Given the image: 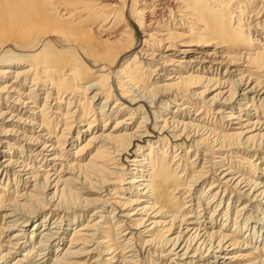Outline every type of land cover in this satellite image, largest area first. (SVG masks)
Returning <instances> with one entry per match:
<instances>
[{
	"label": "bare ground",
	"instance_id": "1",
	"mask_svg": "<svg viewBox=\"0 0 264 264\" xmlns=\"http://www.w3.org/2000/svg\"><path fill=\"white\" fill-rule=\"evenodd\" d=\"M257 1L0 0V123L20 125L37 137L13 129H0V135L21 134L32 145L28 155L35 152L47 163L32 169L12 156L0 162V176L11 173L24 188L7 192L0 185V232L15 230L0 242V264H87L96 253L95 264H144L150 253L160 257L153 264H264V248L252 246L264 233V168L255 163L264 160V0L259 7ZM131 23L141 32L134 43ZM253 33L258 42L251 41ZM131 51L136 55L127 62ZM40 92L44 102L35 112ZM158 101L165 108L157 110L170 118L150 115ZM212 106L207 114L222 131L206 127L200 116ZM197 107L192 118L188 112ZM125 111L105 130L102 119ZM22 112L31 120L15 119ZM56 117L54 128L50 121ZM99 120L105 124L92 133ZM70 132L85 141L65 153ZM180 142L210 147L196 149L189 164ZM169 148L171 163H185L180 177L202 161L188 189L167 176L161 159ZM236 158L253 164L250 171L236 170L230 163ZM83 193L92 199L64 212L72 217L64 222H72L63 229L62 203ZM227 194L245 203L232 229L225 212L216 230L208 224L217 223L218 210L208 207ZM85 207L95 209L86 218ZM251 207L254 216L246 213ZM110 220L115 222L103 226ZM46 222L51 226L44 228ZM111 224L114 236L108 235ZM243 228L247 236L238 240ZM67 230L72 234L66 238Z\"/></svg>",
	"mask_w": 264,
	"mask_h": 264
},
{
	"label": "rangeland",
	"instance_id": "2",
	"mask_svg": "<svg viewBox=\"0 0 264 264\" xmlns=\"http://www.w3.org/2000/svg\"><path fill=\"white\" fill-rule=\"evenodd\" d=\"M257 3H258V7H259V5L261 4V2H260V0L259 1H257ZM261 6V5H260ZM250 12H252V14H254L255 12V8H250ZM249 15V14H248ZM244 21V20H243ZM250 21H252L251 19H247V21L245 22V24H250L249 22ZM244 24V23H243ZM131 27H133L134 28V33H132L133 35H132V37L130 38V40H131V42L132 43H134V42H136V41H138L139 39H140V37H141V32H140V30H139V28H138V26H134L132 23H131ZM250 27V26H249ZM249 27H247L246 26V29H249ZM245 28V27H244ZM250 30L251 31H254L255 30V28H250ZM254 34V35H253ZM252 34V39H251V41H255L254 39H256L257 40V42H258V38H260V36L258 35L257 37H256V33H253ZM246 35H247V33H246ZM248 36V35H247ZM249 38L251 37V36H248ZM235 51H239V49L238 48H235ZM142 53H144V52H142ZM157 54H160V52H157ZM162 54H164V53H162ZM129 55H131L129 58H128V60H127V62H130L133 58H134V56L136 55V52H134V51H131V53L129 54ZM128 55V56H129ZM165 55H170L168 52L166 53L165 52ZM194 55H192V57H193ZM127 59V58H126ZM187 61L189 60V57H187V59H186ZM134 62L136 63L137 62V59H135L134 60ZM229 62V61H228ZM139 63V62H138ZM137 63V64H138ZM145 64H147V63H145ZM149 65H152L153 66V64L152 63H148ZM228 66V64H226L225 65V67H227ZM235 66H238L237 64L235 65ZM225 67H222L221 68V71L223 72L224 71V69H225ZM153 69V68H152ZM223 69V70H222ZM222 72H220V73H222ZM157 73L159 74V75H161V74H164L165 72L163 71H157ZM139 74H142V72L140 71V73ZM88 77L91 79L92 77H90L89 75H88ZM154 78H156L154 75H152L151 76V81L153 82V79ZM90 79H88V81L87 82H92V80H90ZM200 91V90H199ZM42 92H40V96H39V99H38V104H39V107H37V109L35 110V112H37L39 109H40V106H41V104L44 102V98H43V96H45L44 94H41ZM211 97V95L210 96H208V97H206L207 99L208 98H210ZM67 101L66 100H64L61 104H64L63 105V109L61 110V112H63V113H65V109H66V103ZM163 102V101H162ZM161 102V103H162ZM99 103V102H98ZM161 103H160V101H158L157 103H156V107L155 106H153V110L151 111V113H150V115L152 114V113H155V115H157V116H160L161 115V119L162 120H164V119H167V118H170L171 116H172V114H168V112H166V111H163V109H161V111L159 112L157 109H158V107H161V108H165V106H164V104H162L161 105ZM54 102H52L51 103V108H49L48 110H50V109H52L51 110V112L49 111V115L50 116H54V114H53V111L55 110V106H54ZM158 104H160V106H157ZM200 106H202V104H199ZM49 106V105H48ZM72 107L71 108H73V105H71ZM170 107H174V106H172V104H171V106ZM216 106H212V107H210V108H205V110H204V107L202 108V110H204V111H202V114L200 115V116H202V115H204L205 116V118H204V116L202 117V118H204L205 119V123H206V127H210V128H215L217 131H222V129H221V127H220V124H219V122L218 121H215L214 123H213V119H212V116L211 115H209L211 112H212V110L215 108ZM4 108V107H3ZM39 108V109H38ZM156 109V110H155ZM172 109L173 108H170L169 109V111H172ZM3 110H5V108L3 109ZM74 109H71V111L70 112H72ZM199 110V108L197 107V109H195V108H192V110L191 111H189L188 113H189V116H192V118H195V116H194V114H195V112H197ZM185 111H187V110H185ZM214 111V110H213ZM164 112V116L162 115V113ZM207 112H209V114H207ZM125 113H127V111H125L124 113H121V114H119V115H117V116H112V117H106V119H102V120H106L107 121V123H106V125H105V130H110L112 127H113V125H114V120H116V118H120V117H122ZM39 114V113H38ZM37 114V115H38ZM15 115H17V112H15ZM207 115L209 116V117H207ZM140 116V115H139ZM17 118H22L21 119V122H28V121H30L31 120V117H29V114H26V115H24V113L22 112V113H20L17 117H15V119H17ZM112 118V119H111ZM153 118V116H151V119ZM8 119V117L5 119V123H7L6 122V120ZM51 119H53V118H51ZM59 119V117H56L55 119H53V120H51L50 121V123L53 125V127L55 128V126H56V124H57V122L58 121H56V120H58ZM176 119H178V118H176ZM25 120V121H24ZM71 120V119H70ZM69 120V121H70ZM193 120V119H192ZM105 121V122H106ZM139 121V119H137V121L136 122H138ZM154 121V120H153ZM210 121V122H209ZM62 122V121H61ZM135 122V123H136ZM192 122H194V121H192ZM94 124H98V123H94ZM105 123L104 122H101L100 120H99V124L96 126L95 125V129L94 130H92V133L93 132H95V131H100L101 129H102V127H103V125H104ZM0 129H3V130H9V129H13V130H15V131H18L19 133H22V132H24L25 134L24 135H26L27 137H31V136H33V139H35L37 136L35 135V134H29V132L26 130V128L25 127H22V126H20V125H16V124H13V126H8V125H10V124H6V125H3V124H1L0 123ZM77 124L76 123H73V126H72V128H74L75 126H76ZM213 125V126H212ZM234 126V125H233ZM28 127V126H27ZM58 129H57V135L59 136L60 135V131H61V129H62V123H59L58 124ZM28 128H30V126L28 127ZM51 128H52V126H51ZM34 130V129H33ZM56 130V129H55ZM44 130H42V132H40V130H38L36 127H35V133H38L39 132V134L41 135V134H44V135H46V133L47 132H43ZM46 131V130H45ZM17 133V132H16ZM71 133V135H66L67 136V139H66V142H68V144H66L65 145V153H67L68 152V150L67 149H71V148H76L79 144H81V143H83L84 141H85V138H80L79 140H76V134H75V132H70ZM17 135V134H16ZM16 135H11V136H1L0 135V139H2V142H5V143H3V144H0V162L4 159V158H8V157H10V156H12V157H14L13 159H18V161H21V162H24L26 165H27V168H35L36 169V167H41V168H43V169H45V167H46V161H41L40 162V158H41V156L38 158V156H36V153L35 152H33L32 153V157H30L29 155H28V152H29V150H31V149H28V147H30V146H32V145H30L31 143L29 142L30 140H28V141H21V134L19 135L18 134V136H16ZM43 135V136H44ZM86 135V134H85ZM19 137V138H18ZM27 140V139H26ZM39 141H41V139L39 140ZM76 142V143H75ZM172 142H176V140L175 139H173L172 141H170L169 142V146L168 147H170V145L171 144H174V143H172ZM180 143H182V145L184 144V148H185V152H187V151H189L188 152V155H187V157H186V159H185V162L186 163H189L190 164V162L191 163H193L192 162V160L193 159H196L197 158V153H196V149L197 150H199V151H207L206 150V148H209L210 147V145H208V144H202V145H196L195 147L196 148H194V147H190V144H187V143H184V142H180ZM11 145V146H13V148H11V146H9V145ZM34 146V145H33ZM73 146V147H72ZM32 148V147H31ZM72 149V150H73ZM38 150V149H37ZM23 151V152H22ZM64 151V150H63ZM20 152L21 153H23V154H20ZM159 152H162V151H159ZM167 153H169L168 154V157H166V156H164L161 160L164 162V165L167 167L166 168V170L168 171V172H166L167 173V176H168V178L173 182V184L176 186V187H180V188H184V189H188V188H190V187H187V186H191V181H192V175H194V174H196V173H198L197 171H199V169H200V165L202 164V161H200L199 162V167H198V165L196 166V167H193V166H191V167H188L187 168V170L185 171V173H184V175H183V177H180L181 176V174H182V171L184 170V167H185V163L184 162H182V161H177V162H172L171 163V160H173V159H171L172 158V156H173V153L170 151V148L168 149V152ZM178 153H180V155H179V157L180 156H184V152H181V150L180 151H178ZM10 154V155H9ZM177 154V151H176V153H175V155ZM196 155V156H195ZM250 155V154H249ZM5 156H7V157H5ZM19 157V158H18ZM21 157V158H20ZM33 157L35 158V160L33 159ZM179 157H177L176 158V160L179 158ZM256 157H254V159H255ZM237 160H235V159H232L231 160V162L230 163H232V165L234 166V168L236 169V170H245V171H250V167L251 166H253V164H251V163H248L249 161H247V160H242V159H240V158H236ZM263 159H261L260 161L257 159V161H255V163L256 164H258L259 162H260V164H258L256 167H260L261 169L262 168H264V160L262 161ZM122 161V164H124V160L122 159L121 160ZM239 162V163H236V162ZM244 162V163H240V162ZM36 162V163H35ZM254 162V161H253ZM171 163V166H169V164ZM25 165V166H26ZM219 168L220 167H215V169H213L217 174L220 172L219 171ZM31 169V170H32ZM221 169V168H220ZM218 170V171H217ZM23 174V173H22ZM21 174V175H22ZM11 175V173H9V176H7V177H9L8 179H6V176H4V177H1L0 176V185L2 186V187H5L6 189H8V191L7 192H10L9 190H10V188L11 189H15V187H16V191H21V189L23 190L24 188H23V183H18V184H16L17 183V181H16V179H15V181H13L12 180V176H10ZM20 177V176H19ZM18 178V177H17ZM21 180V179H20ZM191 180V181H190ZM208 182L210 181V179H208L207 180ZM208 182L207 183H205L204 185H203V187H201V188H203V190L206 188V186L208 185ZM172 184V185H173ZM22 185V186H21ZM78 186H82V185H78ZM77 186V187H78ZM85 190V189H84ZM15 191V190H14ZM84 192V191H83ZM84 194V193H83ZM79 194V198H80V200H76V199H79V198H76L75 200L74 199H69V200H67L66 202L64 201L63 203H62V205L64 206H61V210H62V212L63 213H58V216L59 217H61V216H63V219L61 220V222L59 223V226L60 227H62L63 229H67V226L69 225V224H71V222H72V220H70L69 222H64V220H65V218H64V216H67V217H71L70 216V214L68 213V214H66V213H64L65 211H69L68 210V208H73V206H82L83 205V203H84V200H86V201H89V200H91L92 198H90V196H86V194ZM89 195H90V193H89ZM117 196H118V194H116ZM221 196H222V194H221ZM220 197V196H219ZM221 201V202H220ZM218 200V201H216L215 203H214V205H210L208 208H209V211H212L213 209H217L218 211H216L215 213L216 214H219V217L217 218L218 219V221H217V223L216 224H208V226H211L212 228H214V227H216L215 229L216 230H218L220 227H221V223L223 222L222 220H224V214H225V212L227 213V217L229 218V220H228V222H227V226L229 227V229H232L233 228V226H232V219L233 218H235L236 217V210H237V208H238V206H240L241 204H243V203H245V201H244V199H238V198H235L233 195H232V197H231V194H227L222 200ZM219 202V203H218ZM227 202H229L228 204H227ZM228 205V206H227ZM215 206H217V207H215ZM173 207H175L174 205H173ZM85 208H89V209H87L85 212H84V214L83 215H85V218L86 217H88V215H90V214H92L94 211H95V209L93 208V207H85ZM176 208V207H175ZM180 209V208H179ZM201 209H202V207H201ZM133 210V209H132ZM176 210H178V209H176ZM250 210H252V207L251 208H249V210H247V212L244 210V211H242V214L243 213H247L248 214V212H250ZM81 213H83V212H81ZM46 214H49V212L47 211L46 212ZM78 214H80V213H78ZM249 214H253V216H254V213L251 211ZM81 215V214H80ZM51 216V215H50ZM58 216H56V217H58ZM41 217V216H40ZM241 217H242V215H241ZM241 217H238V219H237V221H239L240 222V219H241ZM51 218H54V216L52 215L51 216ZM72 218V217H71ZM95 217H91L90 218V220L92 221V219H94ZM237 218V217H236ZM220 220V221H219ZM230 220H231V223H230ZM252 220V219H251ZM109 223L107 224V223H104L103 224V226H106V225H109L110 224V222H115V220H110V221H108ZM218 222H219V225H218ZM50 223V222H49ZM253 223H255V222H253ZM249 224V225H248ZM248 228H252L251 227V225H252V223H250V221L248 222ZM49 226H51V225H48V222H46V225H45V227L44 228H46V227H49ZM112 226H113V224H111L109 227H110V230H109V233H108V235H110V236H114V231H113V228H112ZM258 226V225H257ZM257 226H256V228H257ZM59 227V228H60ZM33 227H32V225H29V227H28V230L27 231H25V233H30L33 229H32ZM40 228L41 227H39V228H37V230L39 229V231H37V234L38 233H40ZM61 228V229H62ZM73 228H75V226H73ZM247 228V229H248ZM215 229H213V230H215ZM247 229H245V228H243V231L241 232V234H239L238 236H237V239L238 240H241V239H243V238H245V236H247V233H246V231H247ZM15 232V230L13 231V230H9V232H6V233H3V234H1V232H0V242H1V244H5V242L6 241H8L9 240V238L12 236V234ZM60 232H61V230H60ZM67 234H68V236H66V238L67 237H69L71 234H72V231H70V230H67ZM259 235H263V237H258V238H254L253 239V245L252 246H258L259 248H264V233H263V231H260L259 232ZM137 237H139V235L137 236ZM246 240V239H245ZM66 243H67V239H65V244L64 245H66ZM64 245L63 246H61V247H64ZM52 250V249H51ZM54 252V251H53ZM22 253V250H21V252H20V250L17 252V255L15 254V255H13V258H14V256L15 257H19L18 255L19 254H21ZM97 255H98V253H96ZM96 254H93V255H91L90 257H93V258H87V259H85V261L87 262V264H89V263H92V264H95V263H93L92 261L95 259L94 257L96 256ZM158 253H156V254H154L153 255V253H150V255H149V257H147L146 258V260H144V264H151L150 262H148V259H151L152 261V264H153V262H159L160 263V257L157 255ZM263 254H264V251H263ZM12 259V258H11ZM162 260V259H161Z\"/></svg>",
	"mask_w": 264,
	"mask_h": 264
}]
</instances>
